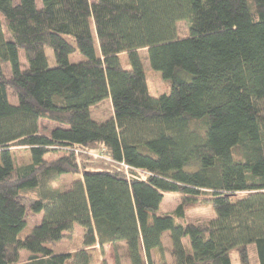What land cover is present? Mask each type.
Here are the masks:
<instances>
[{"label": "trees", "instance_id": "16d2710c", "mask_svg": "<svg viewBox=\"0 0 264 264\" xmlns=\"http://www.w3.org/2000/svg\"><path fill=\"white\" fill-rule=\"evenodd\" d=\"M140 50L166 94H149ZM167 193L181 202L160 214ZM27 198L42 215L28 232ZM202 205L213 219L181 222ZM166 234L174 264H264V0H0V264H92L121 245L153 264Z\"/></svg>", "mask_w": 264, "mask_h": 264}, {"label": "rangeland", "instance_id": "374dc122", "mask_svg": "<svg viewBox=\"0 0 264 264\" xmlns=\"http://www.w3.org/2000/svg\"><path fill=\"white\" fill-rule=\"evenodd\" d=\"M93 1V0H90ZM177 29L179 32V37L184 38L186 37L187 34V29L185 26L184 22H179L177 24ZM97 49V46H96ZM47 55L50 56L52 59V54L50 51H46ZM138 55L140 56V60L142 63V67L145 73V78L147 82V87H148V92L151 96L153 97H158L160 95L166 94L169 90L170 84L169 81L164 80L162 75L159 72L153 71L149 65L148 58H147V53L146 50H140L138 51ZM19 58L23 64L24 62V55L23 52H19ZM53 60V59H52ZM80 60V57L72 56L70 57L71 62H77ZM122 66L125 69L130 68V64L127 60V57H122L121 58ZM3 69L5 71L6 75H9V66L7 64H3ZM9 92V101L11 103H15V97L13 96L11 90ZM93 119L97 122H102L108 120L111 115H112V109H111V103L109 99L104 100L100 105H98L96 108L93 109L92 111ZM41 128L44 126L47 128L49 131L54 125L52 123H48L45 121L40 122ZM19 160L23 164H29L30 163V155L28 152L24 150H19L17 152ZM71 183V176L64 175L61 176L56 182L51 184V188L53 189H65L67 188ZM27 206V212H26V221L28 228L25 230L28 232L35 224L39 223L41 220L42 215H34L30 210H29V204H30V199L27 198L24 200ZM181 198L176 195V194H170L167 193L164 196V199L160 205L159 213L160 214H167L173 212L176 207L180 204ZM215 217L214 209L212 208L211 205H202L198 207H193L189 208L185 212V218L181 222L185 223H195V222H206ZM178 222V221H177ZM78 229H75L72 233V237L77 238L79 237V232L77 231ZM81 236V235H80ZM70 238V240H62L61 242H57L55 244L54 249L60 252H65V251H73L74 249H77L78 244L75 241L74 238ZM125 248L124 245H121L117 251H114L112 247H108L107 249L103 248L102 251L99 249H94L91 253L92 256V264H115V259H116V252L120 257V263L121 264H129L127 256L125 255L124 252ZM170 243L168 239V235L166 234L163 237V257L162 261L159 262V260L156 259V257L153 255L152 260L153 264H174V261L170 255ZM233 257L236 259V254L233 253ZM157 261H156V260ZM237 264V263H233Z\"/></svg>", "mask_w": 264, "mask_h": 264}, {"label": "crops", "instance_id": "0c3cea01", "mask_svg": "<svg viewBox=\"0 0 264 264\" xmlns=\"http://www.w3.org/2000/svg\"><path fill=\"white\" fill-rule=\"evenodd\" d=\"M75 229H78L77 231L79 232L78 234H79V236L80 235H82V233H83V230L80 228V227H78V226H76L75 228H74V231H75ZM63 240H70V238H66V239H63ZM62 241V240H61ZM61 241H59V242H61ZM105 249H107V246L106 247H104ZM94 249H98L97 247L96 248H94ZM93 249V250H94ZM92 250V251H93ZM55 252L56 253H62V252H60V251H57L56 249H55ZM66 252V251H65ZM29 257V254L27 253V252H25V251H21L20 252V263H23V262H25L26 260H27V258Z\"/></svg>", "mask_w": 264, "mask_h": 264}]
</instances>
